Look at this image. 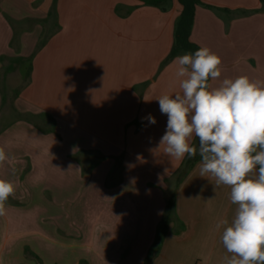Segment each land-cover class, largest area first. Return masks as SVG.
<instances>
[{"label":"crops","instance_id":"crops-1","mask_svg":"<svg viewBox=\"0 0 264 264\" xmlns=\"http://www.w3.org/2000/svg\"><path fill=\"white\" fill-rule=\"evenodd\" d=\"M199 1L190 41L222 59L210 85L264 82L261 1ZM180 11L177 0L166 11L136 0H0V178L15 184L0 215V264L230 255L215 227L234 216L230 188L200 177V160L180 178L184 159L158 148L167 116L156 98L181 91L175 58L161 68Z\"/></svg>","mask_w":264,"mask_h":264},{"label":"clouds","instance_id":"clouds-1","mask_svg":"<svg viewBox=\"0 0 264 264\" xmlns=\"http://www.w3.org/2000/svg\"><path fill=\"white\" fill-rule=\"evenodd\" d=\"M180 92L156 98L167 116L159 141L170 158L191 159L199 153V176L230 188L236 205L231 221L215 227L226 252L222 264H264V82L248 76H221V57L208 47L175 57ZM151 124L155 117H147ZM198 140V147L193 139ZM8 159L0 148V163ZM15 193V184L0 178V215Z\"/></svg>","mask_w":264,"mask_h":264},{"label":"trees","instance_id":"trees-1","mask_svg":"<svg viewBox=\"0 0 264 264\" xmlns=\"http://www.w3.org/2000/svg\"><path fill=\"white\" fill-rule=\"evenodd\" d=\"M145 6L158 8L161 11L167 10V5L171 0H136ZM264 5V0H260ZM181 7L180 14L176 18L173 32V42L169 53L161 64V68L169 61L185 53H194L200 48L190 41V32L193 24L195 8L202 5L199 0H177ZM210 79V78H209ZM201 160L199 155L194 158H185L180 170V178L184 176L190 166L196 161ZM174 208L173 196L167 200V212L172 211Z\"/></svg>","mask_w":264,"mask_h":264},{"label":"rangeland","instance_id":"rangeland-1","mask_svg":"<svg viewBox=\"0 0 264 264\" xmlns=\"http://www.w3.org/2000/svg\"><path fill=\"white\" fill-rule=\"evenodd\" d=\"M16 84V83H15Z\"/></svg>","mask_w":264,"mask_h":264}]
</instances>
